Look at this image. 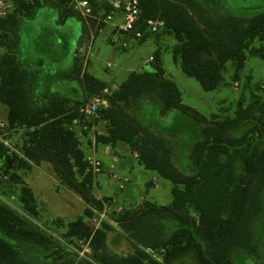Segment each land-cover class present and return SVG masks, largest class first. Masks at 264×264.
Masks as SVG:
<instances>
[{
    "label": "trees",
    "instance_id": "16d2710c",
    "mask_svg": "<svg viewBox=\"0 0 264 264\" xmlns=\"http://www.w3.org/2000/svg\"><path fill=\"white\" fill-rule=\"evenodd\" d=\"M45 4L66 17L61 4L16 0L11 14L0 19V102L7 108L8 127L23 128L26 137L18 149L22 159L0 146V194L15 195L22 210L0 201V264H175L189 256L197 264H239V256L246 264H264V97L251 92L234 110L206 118L182 103L178 86L164 74L159 50L148 70L130 72L107 97L109 107L97 123L104 131L95 141L135 152L139 166L171 184V201L145 200L113 218L131 247L126 254L108 246L114 227L103 224L91 232L86 219L90 208L101 209V199L86 172L84 152L77 149L79 140L68 129L76 116L69 104L99 96L106 84L80 76L74 51L68 57L69 83L62 78L68 92L40 88L44 60L58 74L62 64L53 60L60 58H40L43 65H34L21 51L20 30ZM139 10L137 43L152 36L144 21L161 20L158 32L175 40L171 53L180 72L194 78L203 92L222 87L229 62L233 80L249 56L264 62V10L235 14L223 0H139ZM72 15L82 22L83 34V20ZM136 105L139 109L130 111ZM15 167L51 168L58 185L86 205L83 217L68 223L61 238L35 225L33 192L12 186L20 177L5 179ZM75 240H90V260L76 255Z\"/></svg>",
    "mask_w": 264,
    "mask_h": 264
},
{
    "label": "rangeland",
    "instance_id": "374dc122",
    "mask_svg": "<svg viewBox=\"0 0 264 264\" xmlns=\"http://www.w3.org/2000/svg\"><path fill=\"white\" fill-rule=\"evenodd\" d=\"M223 1L225 7L235 14H255L264 10V0ZM65 16L66 17H62L58 7L45 4L43 7L39 8L34 17L27 20L21 28V51L24 52L23 54H25L30 61L34 62V65L38 63V59L40 58L47 57L54 59L62 57L63 61L59 72L66 71L68 68V59L76 50L75 59L80 69L81 77H83L84 74H88L95 76L103 82L113 81L117 84H121L129 74L125 72L127 67H131L133 71L138 69V71L148 70L152 61H149L146 65H141V62L145 61L149 56H152L159 50L162 56L163 68L166 72L165 76L173 80L178 86L182 96V103L195 109L206 118L225 108L234 110L241 102L250 98L251 92L264 97V62L257 56H249L247 58L245 69L243 73L239 75L238 80H233L232 64L230 62L227 63L223 70L224 82L222 87L217 91L203 92L194 78L186 77L180 72L177 61L171 53V48L175 44L173 38L164 36L157 31L156 33H151V38L144 44H133L128 51L123 52V50L128 49L131 41H136L135 38L131 35L126 36L122 40L118 39L116 44L119 46L116 44H112L114 45L112 46L106 41V38L112 34H116V30L114 27L106 25L104 28L105 32L95 38L89 46L87 29L83 32L82 36V22L73 16L72 13L65 12ZM113 22L117 21L114 19ZM107 28L112 31L109 30L107 32ZM81 36L82 39L77 48V43ZM122 43H126V47H123ZM257 47L259 46L257 45ZM262 48L264 49V45ZM78 54H81L82 57L78 58ZM127 55L130 57L129 61L123 64V57ZM108 63L111 65L109 68L107 66ZM41 70H43V72L39 75L40 88H49L53 93L65 94L68 92L67 83L63 81L60 75L61 73L56 74V72H51L52 70L57 71L51 62L45 59L44 67ZM89 71L93 73H88ZM83 83L84 82H82V84ZM110 85L108 84L106 87L109 86L108 88L112 90L113 86ZM71 105L70 103L69 106L71 107ZM139 107L140 106L137 105L131 107L130 111H137ZM131 164V166H134L132 176H135L137 171H140V173L136 175L138 188L135 189V192L132 194V200L135 198L134 205L129 208L126 206V210L141 207L144 202L141 206L136 205V202L141 198L147 199L158 205H168L171 201V184L167 181L157 179L159 189L148 192L146 184L151 181L153 174L144 170L141 166H138L135 161H132ZM21 177L22 181L32 189L38 201L39 216L34 221L35 225L51 234L53 237L61 238L66 225L80 216H83V204L77 202L66 191L57 188L56 184L58 183L52 174L51 168H34L32 171L23 172ZM101 180L106 185V190L109 192V195L121 194L117 192L122 191L114 189L113 181L108 178H103ZM94 194H96L95 189ZM12 197H14V199H11ZM105 199L108 201L109 198ZM102 200L104 201V197ZM0 201L11 205L13 208H16L19 213H22L21 206L17 202L15 195L4 196L0 194ZM119 203L124 205L122 201ZM124 212L125 210H123V213ZM88 221L89 218L86 219V222ZM71 246L72 248L80 249L77 240H75L74 244ZM108 246L119 254H126L131 251L129 243L120 233L117 226H115L114 231L109 234ZM152 255L153 258L158 259L157 253L153 252ZM238 263L246 264L245 258L239 256ZM175 264L197 263L193 256H189V258L181 259Z\"/></svg>",
    "mask_w": 264,
    "mask_h": 264
},
{
    "label": "built area",
    "instance_id": "2783aa9c",
    "mask_svg": "<svg viewBox=\"0 0 264 264\" xmlns=\"http://www.w3.org/2000/svg\"><path fill=\"white\" fill-rule=\"evenodd\" d=\"M16 0H0V19H5L11 14L14 3ZM27 3H32L33 0H25ZM47 2H54L61 4L65 12L78 15L85 23L90 46L92 41L99 35L105 32V26L110 25L115 28L116 34L109 36L111 42L116 43L118 41V35L129 36L134 38L141 37L139 31L140 23V10L139 0H44ZM105 7V8H104ZM106 7L108 10L106 11ZM101 11V12H100ZM120 16V22H113L116 16ZM144 24L149 33H156L163 27V22L159 19L146 20ZM1 35V32H0ZM87 42V41H86ZM123 47H126V43H122ZM78 58L82 57L81 54L77 55ZM152 61V57L149 58ZM109 65V64H108ZM116 90L105 88L101 91L99 96L92 97L83 103L74 105L71 103V108L76 116L70 121L69 131L72 132L79 140L77 149H82V141L90 136L94 137L96 125L102 120L101 111L106 110L109 107L107 97ZM12 132V129L8 127L6 121L0 119V146L13 152L8 140L7 135ZM95 142L92 144V153L85 155L84 161L86 163V172L89 173L94 181L104 174L102 169V162L98 155L95 153ZM137 157V154L134 153ZM105 176L116 183L119 190L124 188V185L128 183L127 178L120 177L114 169V165H110L109 170L105 173ZM152 185L149 190H156L158 188L157 178L153 176L151 178ZM11 199H14L12 197ZM144 202V198L139 199L136 205L141 206ZM8 205V204H7ZM13 208L11 205H9ZM16 210V208H13ZM124 207L116 199L111 198L108 201L101 199V209L97 210L91 208L92 215L89 217L88 225L91 232L94 233L103 224H108L112 227L117 226L114 221V217L123 213ZM77 244L80 249L72 248L79 258L90 260L92 255V248L90 240H77ZM72 247V246H71ZM82 248V250H81ZM152 254L151 251H147Z\"/></svg>",
    "mask_w": 264,
    "mask_h": 264
},
{
    "label": "crops",
    "instance_id": "0c3cea01",
    "mask_svg": "<svg viewBox=\"0 0 264 264\" xmlns=\"http://www.w3.org/2000/svg\"><path fill=\"white\" fill-rule=\"evenodd\" d=\"M65 13V12H63ZM117 22H120L121 20V17L118 15L114 18ZM116 23V22H115ZM85 24V23H84ZM86 25H85V30H86ZM110 29L107 28V32L109 31ZM112 31V30H110ZM85 32V31H84ZM83 36V34H82ZM82 36L79 40V43L81 42V39H82ZM125 36L124 35H118V39H123ZM106 41L112 45V44H116L114 42H110V39H109V36L106 38ZM118 42V41H117ZM78 43V45H79ZM137 41H131L129 46H128V49L126 50H123V52L125 51H128L133 44H136ZM78 45H77V48H78ZM118 45V44H116ZM94 46V45H93ZM114 46V45H112ZM119 46V45H118ZM76 48V49H77ZM122 51V50H121ZM76 52V50H75ZM161 53V52H160ZM154 54L152 56H149L145 61H142L141 65H146L149 63V58L152 57L153 58ZM129 56H125L123 57V64H125L126 62L129 61ZM175 60V59H174ZM54 62H56L57 65H61L62 64V61H63V58L61 57L60 60L56 61V60H53ZM109 64V65H108ZM107 66L108 68L111 66L110 63H108ZM37 65H43V63H37ZM161 67L164 71V74H166L164 68H163V62H162V56H161ZM3 69V67L0 65V71ZM89 70V69H88ZM123 70V69H122ZM139 70V69H138ZM138 70H135V71H138ZM125 72L126 73H130V72H133V70H131V67H127L125 69ZM88 73H93V72H88ZM62 78H66L68 83H69V69L66 70V71H63L62 73ZM92 77H94L95 79H97L95 76L93 75H90ZM99 80V79H98ZM100 81V80H99ZM100 82H103V81H100ZM105 83L106 85H110V86H113L117 89L118 85L117 83L113 82V81H109V82H103ZM109 86H107L106 88H108ZM67 89H69V85L67 84ZM74 90V89H73ZM88 100V99H87ZM0 118L3 119L4 121H6L7 119V108L0 102ZM104 131V128H103V125H96V129H95V133H94V137H86L83 141H82V151L84 152V155H89L91 154L93 151H92V144L93 142H95V153L96 155H98V157L100 158L101 162H102V169H103V172L104 174L101 175L100 177H98L95 182H94V189H95V192H96V197H98L99 199H102L104 197L105 198H109L108 200H110L111 198H114L116 199L117 201H122V203L124 204L123 207H124V210L126 211V206L127 208H129L130 206L132 207L134 205V202H135V198L134 200H132V194L135 192V189L138 188V185L136 183V175H138L140 173V171H137V174L135 176H132V173L134 172V166H131V162L132 161H136V158L134 156V153H131L126 146L124 145H118L115 149H111L109 146H99L96 144V141H95V136H96V133L98 132H103ZM24 132L25 130L23 128H20V127H16L14 129H12V132H10L8 135H7V140H8V143L12 149L13 152H8V155L9 156H16L18 159H22V155L20 154L19 152V147L21 146L22 142L26 139L25 135H24ZM129 158V159H127ZM132 160V161H131ZM15 166L17 165L16 163H13ZM114 165V169L115 171L119 174L120 177H123V178H129L128 179V183L124 185V188L120 191L122 192H117V193H121L120 195L118 194H111L109 195L108 191L106 190V185L103 183V181L101 179H107V177L105 176V173L109 170L110 168V165ZM139 166V165H138ZM34 168L36 167H32L31 169L29 170H26V171H32ZM129 168V169H128ZM142 168V167H141ZM36 169H39V168H36ZM139 170V169H138ZM25 170H19L18 168H10L8 170V174H6V177L5 178H10V176L12 174H15V175H18L20 178L17 179V182L14 183L12 186L17 190L19 189L20 187H27L29 189H31L30 187H28L23 181H22V177H21V174L23 172H26ZM114 183V189H118L117 186H116V183L113 181ZM149 184V185H148ZM57 185V188H60L61 190H64L62 187H60L58 184ZM152 185V181H150L149 183L146 184V187H147V191L148 192H152L149 190L150 186ZM157 185H158V180H157ZM159 189V186L158 188ZM156 189V190H157ZM119 190V189H118ZM117 190V191H118ZM32 191V189H31ZM66 191V190H64ZM33 192V191H32ZM67 192V191H66ZM69 193V192H67ZM34 194V192H33ZM77 202H81L83 204V211H85L86 209V205L79 199L77 198L76 196H74L73 194L69 193ZM35 196V194H34ZM35 199H36V196H35ZM74 200V201H75ZM148 201L147 199H144V201ZM75 201V202H76ZM119 201V202H120ZM36 206H37V210H38V216H39V206H38V201L36 199ZM91 209V208H90ZM84 215V213H83ZM81 217V216H80ZM83 217V216H82Z\"/></svg>",
    "mask_w": 264,
    "mask_h": 264
}]
</instances>
